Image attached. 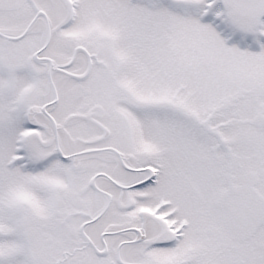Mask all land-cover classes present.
Returning <instances> with one entry per match:
<instances>
[{"label":"snow or ice","instance_id":"1","mask_svg":"<svg viewBox=\"0 0 264 264\" xmlns=\"http://www.w3.org/2000/svg\"><path fill=\"white\" fill-rule=\"evenodd\" d=\"M0 264H264V0H0Z\"/></svg>","mask_w":264,"mask_h":264}]
</instances>
